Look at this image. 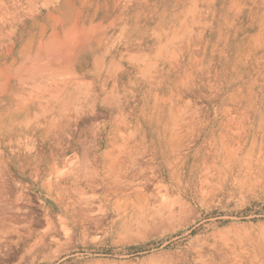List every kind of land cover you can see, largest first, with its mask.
<instances>
[{
    "label": "rangeland",
    "instance_id": "rangeland-1",
    "mask_svg": "<svg viewBox=\"0 0 264 264\" xmlns=\"http://www.w3.org/2000/svg\"><path fill=\"white\" fill-rule=\"evenodd\" d=\"M0 83V264H264V0H0Z\"/></svg>",
    "mask_w": 264,
    "mask_h": 264
},
{
    "label": "bare ground",
    "instance_id": "bare-ground-1",
    "mask_svg": "<svg viewBox=\"0 0 264 264\" xmlns=\"http://www.w3.org/2000/svg\"><path fill=\"white\" fill-rule=\"evenodd\" d=\"M68 30H69V29H68ZM71 31H72V30H71ZM7 34H8V33H7ZM11 35H12V34H11ZM65 35H66V34H65ZM2 39H3V37H2ZM54 39H55V38H54ZM57 39H58V38H57ZM57 39H56V40H57ZM58 40H59V39H58ZM71 40H72V39H71ZM47 43H48V42H47ZM65 43H67V42H65ZM53 45H54V43H53ZM66 45H67V44H66ZM14 47H15V46H14ZM28 47H29V45H28ZM36 47H38V46H36ZM39 47H40V46H39ZM22 48H23V47H22ZM48 48H50V47H48ZM57 48H58V47H57ZM17 49H18V48H17ZM43 49H44V48H43ZM23 50H24V49H23ZM30 50H31V49H30ZM30 50H29V51H30ZM57 50H58V49H57ZM10 51H11V50H10ZM26 51H28V48H27ZM13 52H14V51H13ZM44 53H46V52H44ZM49 54H50V53H49ZM27 55H29V53H28ZM27 55H26V56H27ZM41 55H42V53H37V52H36V54L33 55L32 58H31V60H30V62H32L31 65L29 64L30 67L25 68V67L23 66V67L25 68V70L28 71V73H29L30 75H33V74H34V72H33V74H32V71H35L37 68L43 67L44 64H43V65H41V64L44 63V62H42L43 60L40 61V60L43 59V58H39V59H40V60H39L40 62L38 61V56H41ZM50 55H51V54H50ZM16 56H17V55H16ZM26 56H25V57H26ZM41 57H42V56H41ZM27 58L29 59L30 57L28 56ZM27 58H25V59H27ZM11 59H13V58H11ZM32 60H33V61H32ZM14 61H15V60H14ZM22 61H23V60H22ZM12 62H13V61H12ZM25 62H27V61L25 60V61H23V62H21V63H25ZM28 62H29V60H28ZM28 62H27V63H28ZM30 62H29V63H30ZM41 62H42V63H41ZM10 64H11V63H10ZM13 64H14V62H13ZM13 64H12V65H13ZM15 65H16V64H15ZM23 65H24V64H23ZM19 66L22 67V65H19ZM36 66H37V67H36ZM21 67H16V68H18V69H16V70H19ZM44 67H45V65H44ZM44 67H43V69H44ZM31 69H32V71H31ZM33 69H34V70H33ZM14 70H15V69H14ZM14 70H13V71H14ZM16 70H15L14 72H16L17 74H18V73H21V72H17ZM22 70H23V69H22ZM44 70H45V69H44ZM29 71H31V73H30ZM41 71H42V70H40V71L38 72V70H37L38 73L35 71V73H37V74L41 73L40 76H37L36 78H38V79H39V78H40V79L43 78V77H42V73H43V72H41ZM1 72H2V71H1ZM18 75H19V74H18ZM20 75H21V74H20ZM26 75H27V74H26ZM16 76H17V75H16ZM18 77H19V76H18ZM20 77H21V76H20ZM23 77H25V76H23ZM31 77H32V76H30V78H31ZM34 77H35V76H34ZM34 77H33V78H34ZM41 77H42V78H41ZM48 77H50V76H48ZM52 77H54V76L52 75ZM36 78H35V80H36ZM40 79H39V81H41ZM18 81H20V80H18ZM23 81H24V80H23ZM27 81H28V80H27ZM27 81H26V82H27ZM39 81H38V82H39ZM4 82H5V81H4ZM29 82H34V79H33V81H29ZM36 82H37V80H36ZM42 82H43V81H42ZM22 83H24V82H22ZM0 84H1V83H0ZM26 85H27V84H26ZM32 85H33V84H32ZM35 85H36V84H35ZM39 85H40V84H39ZM0 87H1V85H0ZM2 89H3V87H2ZM37 89H38V88H37ZM27 90H28V89H27ZM1 91H2V90H1ZM27 92H28V91H27ZM16 93H17V92H16ZM22 93H23V92H22ZM22 93H21V94H22ZM32 93H33V92H32ZM34 94H35V93H34ZM34 94H33V95H34ZM16 95H17V94H16ZM18 96H19V95H18ZM28 99H29V98H28ZM29 106H31V105H29ZM33 106H34V104H33ZM33 106H32L31 108H33ZM38 107H39V106L35 107L36 114H38V116H39L40 118H42V117H44L43 109H42L41 107H39V108H38ZM22 112H23V110H22ZM31 112H32V109H30V110L27 112V117H26V113L23 112V113H25V114H24V115H25V118H26V119H29L30 121L33 120V118H34V116H35V115H34V116L31 115V114H30ZM19 113H20V111H19ZM33 113H34V112H33ZM21 118H22V117H21ZM21 120H24V119H21ZM21 124H22V123H21ZM28 124H29V123H28ZM39 124H40V123H39ZM39 124H38L37 126H40ZM12 125H13V124H12ZM18 125H19V124H18ZM10 127H11V126H10ZM13 127H14V125H13ZM17 127H18V128H17ZM17 127H16V129H15V131H14V133H16V135H18V134L20 133L19 129L21 128L20 126H17ZM58 130H59V129H58ZM26 136H27V135H26ZM58 136H59V134H58ZM27 137H28V136H27ZM16 138H17V137H16ZM16 138H15V139H16ZM54 138H55V136H54ZM4 139H8V135H7V134H5ZM18 139H19V138H18ZM8 142H9V141H8ZM24 146H25V145H24ZM58 146H59V145H58ZM23 152H24V150H23ZM27 153H28V151H27ZM134 153H135V152H134ZM116 156H117V155H116ZM125 157H126V156H125ZM136 157H137V156H136ZM128 159H129V158H128ZM131 159H132V158H130V160H131ZM123 160H124V159H123ZM135 160H136V159H135ZM135 160H134V161H135ZM88 161H89V160H88ZM116 161H117V160H116ZM131 161H132V160H131ZM80 162H81V161H80ZM89 162H90V161H89ZM104 162H105V161H104ZM124 162H125V161H124ZM108 163H109V162H108ZM82 164H83V163H82ZM82 164H81V165H82ZM89 164H90V163H89ZM122 164H123V163H122ZM124 164H125V163H124ZM106 165H107V164H106ZM120 165H121V164H120ZM130 165H131V164H130ZM123 166H124V165H123ZM35 167H36V166H35ZM108 167H109V166H108ZM121 167H122V166H121ZM121 167H120V168H121ZM132 167H133V166H132ZM82 168H83V167H82ZM127 168L130 169L129 167H127ZM138 168H139V167H138ZM125 169H126V168H125ZM91 170H92V169H91ZM103 170H104V169H103ZM110 170H111V169H110ZM134 170H136V168H134ZM93 171H94V169H93ZM101 171H102V170H101ZM122 171H123V170H122ZM124 171H125V170H124ZM125 172H126V171H125ZM135 172H136V171H135ZM121 173H122V172H121ZM130 173H131V172H130ZM95 174H96V173H95ZM110 175H111V174H110ZM129 175H130V174H129ZM95 176H96V175H95ZM114 177H115V176H114ZM101 178H102V177H101ZM121 178H122V177H121ZM121 178H120V180H122ZM118 181H119V180H118ZM128 181H129V180H128ZM120 182H121V181H120ZM124 182H126V181H124ZM124 182H123V183H124ZM121 183H122V182H121ZM117 185H118V184H117ZM124 185H125V184H124ZM105 186H107V185H105ZM111 186H112V185H111ZM105 189H106V188H105ZM118 190H119V189H118ZM107 191H108V190H107ZM110 191H111V190H110Z\"/></svg>",
    "mask_w": 264,
    "mask_h": 264
}]
</instances>
